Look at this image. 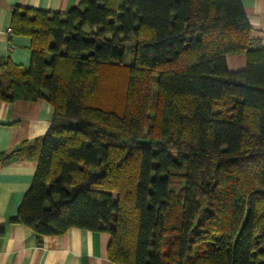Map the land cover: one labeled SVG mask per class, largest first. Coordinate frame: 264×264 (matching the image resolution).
Wrapping results in <instances>:
<instances>
[{"label":"trees","instance_id":"obj_1","mask_svg":"<svg viewBox=\"0 0 264 264\" xmlns=\"http://www.w3.org/2000/svg\"><path fill=\"white\" fill-rule=\"evenodd\" d=\"M10 29L31 62L0 61L2 99L54 107L0 155L38 163L14 221L108 233L116 264H264V45L241 0L16 6Z\"/></svg>","mask_w":264,"mask_h":264},{"label":"crops","instance_id":"obj_2","mask_svg":"<svg viewBox=\"0 0 264 264\" xmlns=\"http://www.w3.org/2000/svg\"><path fill=\"white\" fill-rule=\"evenodd\" d=\"M82 0H0V61L22 66L31 62V40L13 36L10 25L16 6L66 12ZM257 44L264 45V0H241ZM231 71L243 69L245 53L227 57ZM54 107L45 99L8 102L0 95V155L9 154L25 141L46 135ZM37 161L11 156L0 161V264H116L108 256L110 235L72 228L61 235L38 240L35 232L13 219L33 182Z\"/></svg>","mask_w":264,"mask_h":264},{"label":"rangeland","instance_id":"obj_3","mask_svg":"<svg viewBox=\"0 0 264 264\" xmlns=\"http://www.w3.org/2000/svg\"><path fill=\"white\" fill-rule=\"evenodd\" d=\"M134 50H135V44L134 42H128L126 44V54H127V58H126V61L125 63L127 65L131 64L133 62V59H134Z\"/></svg>","mask_w":264,"mask_h":264}]
</instances>
